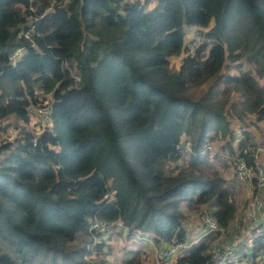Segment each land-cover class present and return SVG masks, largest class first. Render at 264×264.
Listing matches in <instances>:
<instances>
[{
	"label": "trees",
	"instance_id": "trees-1",
	"mask_svg": "<svg viewBox=\"0 0 264 264\" xmlns=\"http://www.w3.org/2000/svg\"><path fill=\"white\" fill-rule=\"evenodd\" d=\"M149 1L0 0V119L27 121L29 105L50 95L48 126L34 135L22 125L0 143V264H152L141 247L107 257L101 239L89 252L100 237L87 229L93 214L158 247L186 239L181 203L206 206L221 228L233 218L210 159L252 163L251 135L240 130L234 153L210 142L231 137L233 108L264 118V0ZM227 60L236 71L223 70ZM256 227L252 254L264 264V218ZM199 229L175 264L209 263L214 235Z\"/></svg>",
	"mask_w": 264,
	"mask_h": 264
},
{
	"label": "built area",
	"instance_id": "built-area-1",
	"mask_svg": "<svg viewBox=\"0 0 264 264\" xmlns=\"http://www.w3.org/2000/svg\"><path fill=\"white\" fill-rule=\"evenodd\" d=\"M36 18V17H35ZM33 25L30 23V19L27 21V28L22 31L24 37H28L29 32L32 30ZM193 42L187 43V52L193 51ZM23 48L17 46L12 49L7 54V61L10 64H14L18 57L21 55ZM77 78V77H75ZM49 105L48 104H30L28 107V119L29 113L32 117V121L41 127L48 126L49 117ZM14 129L9 128V132ZM18 131H15V133ZM175 148L179 153L184 154L190 150V145L188 140H183L175 145ZM251 152L252 163H248L246 159L241 155L234 156L232 161L233 175L237 181H243L255 186L257 188H264V164L258 163V156L261 151H264V144L253 145L249 147ZM228 158V155L226 156ZM104 201L113 200L112 191H107L103 193L102 196ZM262 201L257 195H250L245 203V215L246 218L251 223H257L262 214ZM198 218L205 227L206 232L213 233V238L209 242V263L208 264H258L260 261L252 254V248L249 250V255L237 254L235 252V245L229 244L227 246L219 245V235L222 234V228L216 221L215 217L211 214L210 210L206 206H201L198 211ZM121 222L115 220L113 222H108L102 217H98L93 214L88 221L87 229L90 232H100V237L93 236L90 243L87 244V249L89 252H93V244L98 242L100 239L104 240L106 238V233L109 229L119 226L121 227ZM235 228L234 225L231 227ZM204 231V232H205ZM138 233V232H134ZM202 235V234H201ZM151 243L152 248V264H164L165 260L170 256V254H175L177 256L185 254V250L188 248L189 243L186 241H176L168 244L165 247H158L152 240V236L145 235ZM85 258L88 257L87 253L84 255ZM88 264H96L95 262H89Z\"/></svg>",
	"mask_w": 264,
	"mask_h": 264
},
{
	"label": "crops",
	"instance_id": "crops-1",
	"mask_svg": "<svg viewBox=\"0 0 264 264\" xmlns=\"http://www.w3.org/2000/svg\"><path fill=\"white\" fill-rule=\"evenodd\" d=\"M154 3L155 1L149 2L148 5L152 7ZM188 29H192V28L189 27ZM176 58H179L178 60V64H179L180 56H177ZM43 96L45 98H50L49 94H45ZM250 114H251V118L248 119V122L251 121L249 122V124L253 122L255 125L252 127H249L248 125L244 129H247L251 135V146L256 145V144L262 145L264 144V118L260 120H255V117H256L255 114L254 113H250ZM4 119H6V122H4L3 125H6L7 123L5 127L6 129L9 128V126H12V125H8L9 118H4ZM1 120H3V118H1ZM243 120L244 121L247 120L246 117H244ZM229 126H230L231 133H232L231 137L229 138L226 134L224 136L225 137L224 140L217 139V144H218L217 148L221 144H223L225 141H228L232 148V153H234L236 152V145H237V140L240 137V131H233L230 123H229ZM225 148L227 149V147ZM226 154L227 153H224L222 155V156H225V158L219 159L220 163L217 161L215 162V164H221V167H222V165L227 163L229 165L228 169L229 167L231 169V170H228L227 172L223 170L222 171L218 170V171L220 172V175L223 177L226 186H228V188L231 190L232 198L234 199V202H235L234 216H236L237 212L240 213L241 217L239 216V220H240V225L242 226V228L240 230L241 235L237 237L238 239L233 238L232 232H229V234L219 235V241H220L221 246H227L229 244L235 243L234 244L236 247L235 252L237 254H244V253L250 252L249 250L252 248L250 244L251 237L255 233L254 230L256 229V228H254V230L252 229V225H254L255 223H251L249 221L250 224L248 225L247 223L246 225L247 220H246V215L244 213L245 203H246L247 198L250 195L252 194L257 195L262 201V208H261L262 214L260 215V218H262V216H264V188H257L247 182L237 181L233 175V170L230 166V162L228 158L226 157ZM257 160H258V163L264 164V151L260 152ZM180 207L182 210V214L184 216V219L181 222V225L184 228H186V235H187L184 241L189 243V247H190L193 243L196 242L197 239H199L201 232H202V230L199 229L200 221L198 218V211L193 210L191 208H187L184 203H181ZM232 219L229 221L225 229L231 230L230 228L232 226H229V224L232 221ZM104 241L105 243H103L102 245V252H105L106 253L105 255L107 257H110V256L117 257L115 255L116 253H118V251L120 252V254L125 255V253H127L126 252L127 247H137V248L141 247V248H144L149 253H151V250H152L150 240L145 236V234L134 233V232L129 233L124 228L119 227V226H115L109 229L108 233H106V238L104 239ZM174 257H175V254H170V256L167 258L166 263L175 264L173 261ZM119 259L120 258H118L115 261H118Z\"/></svg>",
	"mask_w": 264,
	"mask_h": 264
},
{
	"label": "rangeland",
	"instance_id": "rangeland-1",
	"mask_svg": "<svg viewBox=\"0 0 264 264\" xmlns=\"http://www.w3.org/2000/svg\"><path fill=\"white\" fill-rule=\"evenodd\" d=\"M152 1H154V0H150L149 2H152ZM149 2H147V4H146V8H150L151 6H149L148 5V3ZM189 27H187L186 28V31H185V37H187V39L188 40H186V43H189L188 41L190 40V39H192L191 41H195L194 40V36H195V31L193 30V29H188ZM199 38V40H201L200 38H202V37H198ZM194 46H195V42H194ZM193 46V47H194ZM186 50V49H185ZM185 50H184V52H185ZM178 60H179V58H176L175 56H172L171 58H170V64L172 65V66H174V67H177L178 66ZM234 63H235V60L233 61V60H227L225 63H224V65H223V70L224 69H228L229 71H231V72H234V71H236V68H234ZM245 66V65H244ZM39 93H41V92H39ZM235 95V94H234ZM42 96V95H41ZM43 97V96H42ZM236 99H238V97L236 98ZM46 100V102H47V104H48V102H49V100H50V98H46L45 99ZM234 108H233V110H231L230 111V114H229V118H230V124H231V126H232V130L233 131H240V129H244L246 126H248L249 125V127H252V126H254L255 124L252 122L251 124H249V122H251V121H249L248 122V119H250L251 118V114L250 113H247L246 115H244V116H242L241 118L242 119H239L235 114V112H234ZM244 117H246V119L247 120H243L244 119ZM6 118H9V123H8V125H12V126H9V128H13L14 130L12 131V132H9V128H5L6 126L5 125H3V123L4 122H6V119H4L3 118V120H1L0 119V143H3L5 140H12V138L14 137L15 138V131H19L20 130V127L23 125L26 129H28V130H30L34 135H36V134H38L44 127H41V126H37L33 121H32V117H31V115H30V113H29V119L27 120V121H22V120H20V119H18L17 121H15V120H13L12 119V117L11 116H8V117H6ZM256 120V119H255ZM1 125H3V126H1ZM263 136V135H262ZM218 144H217V138H215V139H213V141H211L210 142V146H211V148H210V150H213L214 148H216V146H217ZM256 145H260V144H256ZM212 155V154H211ZM233 159H234V156L232 155V154H228V160H229V162H230V166H231V168H232V170H233V166H232V161H233ZM214 164V166L219 170V171H225V172H227L228 170H231L230 169V167H229V169H228V164L226 163V164H224V165H222V167H221V164H215V162H217L215 159H210ZM218 162L220 163V161L218 160ZM218 171V172H219ZM219 174H220V172H219ZM191 209H193V210H196V209H194V208H191ZM197 211H199V209L197 210ZM245 213V212H244ZM239 216H240V213L239 212H237L236 213V216H234L233 217V219H232V221L230 222V224H229V226H232V225H234L235 226V228L234 229H232V228H230L231 230H229V229H225V228H222V235H225V234H229V232H232V237L233 238H236V239H238L237 237L239 236V235H241V233H240V230H241V228H242V226L240 225V220H239ZM241 217V216H240ZM262 218H264V216H262ZM246 220H247V222H246V225H247V223H248V225L250 224L249 223V220L246 218ZM249 229V228H248ZM262 229V228H261ZM257 231V227H256V229L254 230V232H256ZM245 236V235H244ZM235 244V243H234ZM219 245H220V241H219ZM122 253V252H121ZM120 254V252L118 251V253H116V255H119ZM247 255H249V252H247L246 253ZM111 257V256H110Z\"/></svg>",
	"mask_w": 264,
	"mask_h": 264
}]
</instances>
